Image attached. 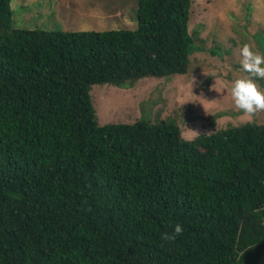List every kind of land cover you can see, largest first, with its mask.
Returning a JSON list of instances; mask_svg holds the SVG:
<instances>
[{
  "label": "trees",
  "instance_id": "16d2710c",
  "mask_svg": "<svg viewBox=\"0 0 264 264\" xmlns=\"http://www.w3.org/2000/svg\"><path fill=\"white\" fill-rule=\"evenodd\" d=\"M11 3L0 0V264H260L264 124L189 142L173 121L100 126L91 101L94 85L187 74L204 49L193 1L138 0L136 30L75 33L16 28Z\"/></svg>",
  "mask_w": 264,
  "mask_h": 264
},
{
  "label": "rangeland",
  "instance_id": "374dc122",
  "mask_svg": "<svg viewBox=\"0 0 264 264\" xmlns=\"http://www.w3.org/2000/svg\"><path fill=\"white\" fill-rule=\"evenodd\" d=\"M192 1L189 32H198L204 49L191 56L189 72L169 79L146 78L131 86H92L91 101L100 126L173 121L185 138L188 129L210 135L248 122L264 124V110L247 116L235 107L231 95L234 80L248 75L240 64V48L247 43L264 54V38L256 37L264 36V0ZM11 8L14 26L30 31L138 27V0H12Z\"/></svg>",
  "mask_w": 264,
  "mask_h": 264
},
{
  "label": "clouds",
  "instance_id": "9594fccd",
  "mask_svg": "<svg viewBox=\"0 0 264 264\" xmlns=\"http://www.w3.org/2000/svg\"><path fill=\"white\" fill-rule=\"evenodd\" d=\"M240 64L248 75L237 78L233 82L231 95L235 107L245 115L252 116L258 111L264 110V91L255 82L254 78L264 79V54L252 49V46L245 43L239 50ZM185 139L189 142L195 140L200 134L197 131L189 130ZM183 228L176 224L171 235L165 233L164 240H173L182 234Z\"/></svg>",
  "mask_w": 264,
  "mask_h": 264
},
{
  "label": "crops",
  "instance_id": "0c3cea01",
  "mask_svg": "<svg viewBox=\"0 0 264 264\" xmlns=\"http://www.w3.org/2000/svg\"><path fill=\"white\" fill-rule=\"evenodd\" d=\"M262 264H264V263H262Z\"/></svg>",
  "mask_w": 264,
  "mask_h": 264
}]
</instances>
